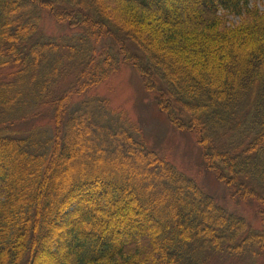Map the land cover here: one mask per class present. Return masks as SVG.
<instances>
[{"label":"trees","instance_id":"obj_1","mask_svg":"<svg viewBox=\"0 0 264 264\" xmlns=\"http://www.w3.org/2000/svg\"><path fill=\"white\" fill-rule=\"evenodd\" d=\"M86 2L0 0V70L16 67L11 79L0 75V264H211L212 254L264 248V231L135 140L117 115L103 122L114 131L104 127L114 144L127 145L128 158L108 162L98 148L92 165L75 166L86 122L100 114L83 111L85 102L67 111L72 94L104 82L120 63L131 66L174 129L196 134L206 169L233 198L262 202L264 218V11L251 0ZM183 5L188 11L177 19L171 6ZM44 9L79 28L77 36L39 37ZM220 9L245 18L235 25ZM155 14L165 39L147 30ZM210 45L221 50L217 66ZM64 63L80 68L77 87L51 99L54 82L68 73ZM181 93L187 97L179 101ZM47 102L52 134H13L12 124ZM147 174L155 180L140 186Z\"/></svg>","mask_w":264,"mask_h":264},{"label":"rangeland","instance_id":"obj_2","mask_svg":"<svg viewBox=\"0 0 264 264\" xmlns=\"http://www.w3.org/2000/svg\"><path fill=\"white\" fill-rule=\"evenodd\" d=\"M87 2L89 6L96 7L95 0H87ZM251 5L257 6L260 11H264V0H251ZM99 7L103 9L110 6L106 3L103 5L102 3ZM171 7L177 19H181L182 12L185 15L188 11V5H183V8ZM81 9L83 8L81 7ZM85 12L89 13V10H85ZM219 13L224 15V20L235 25L241 23L245 18V16L236 12L223 11L222 9H220ZM96 16L98 15L96 14ZM153 16H155V19H153L152 15L149 17L151 19L150 22H152L148 24L147 30L149 32H156V35L160 39H165L169 35V32L163 26L157 24V15ZM38 25V34L41 35L39 37L43 38L75 37L80 30L79 28H73L69 22L57 21L48 9L43 10ZM106 44L107 41L105 40L103 45ZM100 49L101 46L98 45V50L100 51ZM210 49V66H217L221 50L218 46H212ZM184 61L191 62V56L189 58L188 55ZM51 63L52 60L48 57L45 64L39 69L41 76L49 70ZM63 65L66 66L65 68L68 70V73L65 77H61L58 81L54 82L51 99L62 96L71 89H75L77 74L78 71L80 72V68L74 65V63H68V65L64 63ZM58 68L60 69V65H58ZM15 70L16 67L14 66L1 69V78L5 80L11 79ZM72 95L71 103L67 109L68 114L76 110L84 102V108H81L83 111L91 108L92 111H96V114H100L91 116L86 122V125L90 126V132L81 143L85 146V152L76 156L75 166H82L83 164L92 165L100 155L97 152L98 148L102 149L101 155L103 157L101 158L105 161L111 162L112 158H117V160L128 158L127 145L125 143L114 144V142L107 138L108 134L105 127H112L109 125V121H106L105 124L103 123L106 120L105 118L115 119V115H117V118L120 117L121 120L127 121L132 125L131 130L135 140L144 143L147 148L159 153L179 171L193 178L199 187L204 192L210 194L220 206L226 208L229 212L243 216L251 228L264 231V218L260 214L263 210L262 202L260 203L255 199L242 200L233 198L231 190L224 183L220 182L214 173L206 169L201 149L196 142V134L181 133L174 129L167 115L160 111L155 96L145 89L140 74L134 68L120 63L118 70L112 73L107 80L87 89L83 93H74ZM186 97L182 96L181 93L177 99L180 101ZM189 97L194 98L195 95L190 94ZM202 97L206 99L205 96ZM54 114V108L49 102L41 103L36 108L34 114L28 116L25 121L12 124L9 128L17 136L26 135L32 129H38L46 133L45 135H50L57 128ZM112 130L114 131L115 129L112 128ZM78 149L74 147V152L79 151ZM133 164L136 166V163ZM147 175H149L147 178L144 176L141 180H138L140 186L145 187L146 183L155 180L150 174ZM163 183L168 188L170 186L171 190L175 193V186L171 183L170 185L167 184V181ZM157 188H160L159 182L155 185L154 189L157 190ZM152 196L154 195L152 194ZM210 262L211 264H264V248L256 247L252 252L243 256L212 254Z\"/></svg>","mask_w":264,"mask_h":264}]
</instances>
